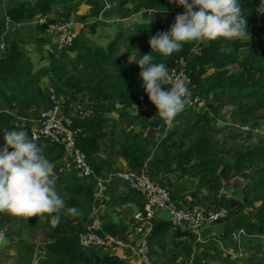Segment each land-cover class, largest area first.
I'll list each match as a JSON object with an SVG mask.
<instances>
[{
  "label": "trees",
  "instance_id": "obj_1",
  "mask_svg": "<svg viewBox=\"0 0 264 264\" xmlns=\"http://www.w3.org/2000/svg\"><path fill=\"white\" fill-rule=\"evenodd\" d=\"M111 1L118 2L119 11L134 0H85V4L89 7L88 14L77 16L76 20L81 23L87 19L91 20L89 25L93 33L106 3ZM80 2L81 0H21L20 2L0 0V46H2L0 47V129H22L32 140L30 129L20 122H13L5 113L8 109L14 108L24 112L39 113L47 109L51 103L49 93L46 97L40 92L37 77L33 72V63L27 55L26 45L31 43L35 32L30 30L29 24L35 21L37 16L44 17L52 13L54 17L35 27L36 32L43 35L47 30V23L56 20L68 22L73 15L75 16V10ZM136 6L170 12L166 22L174 20L176 15L183 11L182 7L176 6L175 0L172 2L141 0ZM241 11L246 20L248 39L219 37L206 43L193 41L185 43L180 51L173 52L167 57L139 49L134 53L131 61L121 60L115 67L114 73H107L95 82H88L79 73V69L95 73L106 71L121 47L127 52H133L143 43L145 44L150 36L162 32L166 25H153L152 27L157 31L146 33L144 26L129 27L119 31L105 47L90 46L84 37L75 36L71 45L63 50L74 53V57L69 59L68 66H64L60 59L55 58V53L50 55L45 73L49 76L55 98L63 97L65 106L78 96H89L90 101L93 102L91 105L95 113L89 118L73 117L72 125L74 129H79L75 136V146L84 154L93 176L86 179L71 172L56 176L54 187L64 200L65 208L75 207L77 213L70 214L62 210L60 223L55 227L51 226L47 216L26 217L24 220L26 228L31 229L39 224L43 227L44 242L37 249L28 244L23 254L18 255L21 262L17 264H30L35 250L36 256H39L38 264H127L116 256L93 255L96 249L85 250L79 245L78 233L88 222V218L85 217L92 211L96 179L102 170V163L97 154L106 136V120L99 117L96 112L104 107L111 108L115 104L127 106L144 92L139 79L140 68L135 64L140 55L150 52L154 58L153 62H162L167 69L182 59L188 78L190 93L188 99L198 97L207 104L208 97L219 92V97L229 98L233 103L229 115L233 123L232 128L241 130V127L245 126L249 129L250 126L245 125L249 117L257 111L264 110V0H241ZM26 28L30 30L27 37L23 34ZM37 40L41 44L44 42L42 37ZM143 100L149 108L151 102L148 97ZM196 106L197 104L188 107L186 104L184 110L190 111L193 114L192 118L187 119L183 126H175L156 144H152L146 138H137L125 133L119 142L118 153L129 169L135 171L145 169L153 179L158 174L174 172L187 174L196 171L201 179H206L210 188L217 187L223 171H219L217 148L209 134L212 118L209 112H200ZM155 113L154 106L149 113L134 116L131 123L141 125L151 118L152 123L158 124L161 119ZM252 127L256 126L252 125ZM3 144V133L0 132V147ZM37 145L43 147L42 155L51 163L65 156L61 145L43 141L38 142ZM263 156L262 150L245 151L234 156L232 162L238 168L250 167L253 163L259 162ZM253 197L262 202L255 222L248 221L243 213L242 201L232 199L217 201L214 207H225L229 212L228 216L221 220L223 223L221 237L227 238L236 230L243 231L246 237L264 235V174L254 178L252 183L245 186L244 201L250 202ZM232 217H235V220L229 222ZM68 220L79 221L78 228L74 230L66 225ZM170 227L169 222L156 220L146 238L148 246L164 244ZM101 229L102 232H99L101 236L114 235L115 225L107 224ZM175 229L177 237L186 235L192 240H197L193 233L182 231L180 228Z\"/></svg>",
  "mask_w": 264,
  "mask_h": 264
},
{
  "label": "crops",
  "instance_id": "obj_2",
  "mask_svg": "<svg viewBox=\"0 0 264 264\" xmlns=\"http://www.w3.org/2000/svg\"><path fill=\"white\" fill-rule=\"evenodd\" d=\"M138 3H141V0H134L127 3L118 11L117 1L107 2L105 9L100 14L97 26L93 32L95 34H92L93 36L89 34L91 29L88 31V27L84 26V24H89L91 20L87 19L83 23L76 20L77 16H85L88 14L89 7L85 4V0H81L75 10V16L73 15L68 21L71 23V29L76 33L75 36L84 37L90 46L100 47H105L111 42L119 31L121 32L132 26H144L146 33L149 31H157L154 30L152 27L153 25L160 26L164 24L166 26L162 32H166L174 23L175 19L166 22V18L170 12H161L152 8H137L136 5ZM52 17L54 16L51 13L44 17L37 16L35 20L42 19L43 21H48ZM81 25L82 27H78ZM38 35L43 38V44L38 42L37 39L39 37L35 38L36 35H34L35 41L32 42H37L35 44L37 46L36 48L41 53V55L38 56V60L41 62V66L46 70L50 62V55L53 53H55L54 55L57 54L55 33L47 29L45 34ZM135 35L139 34L137 33ZM95 37L96 39H94ZM32 42L29 45L33 44ZM203 42L206 43V41ZM27 49L30 50L29 48H26V50ZM139 49L151 51L148 41L133 52H127L124 47H121L108 65L106 71L95 73L85 69H79V73L83 75L88 82H95L99 77L107 73H114L115 67L121 60L131 61L134 58V53ZM33 53L28 54L27 52V55L33 63V72L37 77V85L40 92L48 97L49 89L51 88L49 76L46 75L44 69L40 73L37 71L36 62L32 58ZM43 54H45V57H43ZM70 55L74 57V53H70ZM55 58L58 59V57ZM63 65L65 66L64 63ZM143 98H147L145 92L140 93L137 98L127 106L115 104L111 108L104 107L96 112L99 117H103L106 120V136L102 140L101 149L97 154L102 163L101 174L96 179L99 185L96 186L95 190L98 191V193L94 190L93 208L85 217L88 219L90 218V221L99 223L101 227L107 224H114V235H104L112 236L125 243L124 247L107 245L103 248H98L94 250L93 255L116 256L127 264H134L133 261L137 258L135 249L143 239L146 240L150 230L134 219V214L140 210L143 205L142 197L131 191L118 178L119 174L130 170L127 163L118 153L119 142L125 133H129L137 138H146L152 144H156L175 126L185 125L186 120H190L193 115L190 111L187 112L183 110L173 118L168 126L164 124L162 119L158 124L152 123L151 118L147 119L144 124L133 125L131 120L134 116L149 113L154 107V105L151 104V106L147 108ZM218 98H220L221 101L224 99L219 97V92H217V94L208 97V101L211 102L205 104V102L201 101L196 107L200 112H209L208 114L212 118L211 129H213V127L215 128L217 136H221L220 133L225 131L231 138L230 143L228 141L225 145H220L219 149L216 147L220 161L219 171H223V176H220L219 185L210 188L206 179H201L200 176L196 174V171L187 174L180 172L158 174L155 175L154 179L169 188L171 197H173L176 202L179 201L178 203L185 208L206 210L214 208V205L220 199H232L242 201L244 203L243 213L246 215L248 221L255 222L262 202L256 200L254 197L252 201L245 202L244 192L245 186L248 183H252L254 178L264 174V156L259 162L253 163L250 167L243 168L236 167L232 162V158L245 151L262 150L264 152V110L257 111L249 117L245 124L250 126L249 129H233V123L229 116L230 110L233 108V103L230 100H227V102L223 100L221 102ZM91 104H93V102L90 101L89 96H78L72 99L68 106L65 108L63 107V110L73 116H77L81 110L86 108L90 109L93 115L95 112ZM140 106L143 108L142 112L137 111V108H140ZM249 107L251 108L252 105ZM11 111H14L13 113H16L17 117L21 116L20 121L17 122L27 126L30 131L37 128L38 122L35 115L37 112H24L16 108ZM114 116L119 117L120 122V125L115 127L116 130L112 128L113 121L110 119L114 118ZM181 116L183 117L179 118ZM173 124L174 126L172 127ZM252 125L256 126L254 127L255 129ZM223 138H228V136L222 137L221 139ZM222 141L223 140H220V143ZM38 147L43 154V147ZM52 164L54 166L55 177L64 173H73L71 160L67 156H63L61 159L52 162ZM233 220H235V217H232L229 222ZM79 224L80 222L78 221V223L72 225L71 228L76 230ZM167 246H171L170 248L176 250L175 253L178 252L180 255H184L185 264H227V261L232 262L230 264H264V235L246 237L241 230L234 231L227 238L218 235L204 240H192L186 235L177 237L176 229L170 227L164 244L149 245V247H151L149 253L150 258L154 257L155 247L166 248ZM137 264H142L140 259Z\"/></svg>",
  "mask_w": 264,
  "mask_h": 264
},
{
  "label": "clouds",
  "instance_id": "obj_3",
  "mask_svg": "<svg viewBox=\"0 0 264 264\" xmlns=\"http://www.w3.org/2000/svg\"><path fill=\"white\" fill-rule=\"evenodd\" d=\"M175 4L183 11L176 15L166 32L150 36L148 40L151 51L161 56L178 52L185 43L193 41H212L219 37L248 39L241 0H175ZM153 61L149 52L140 55L135 64L140 68L141 87L155 106V114L167 124L184 110L189 88L187 82L170 78L164 63ZM0 132L4 141L0 147V212L23 218L47 216L53 227L60 223L62 210L76 214L75 207L65 208L54 187L53 164L27 133L22 129H0ZM0 239H3L2 233Z\"/></svg>",
  "mask_w": 264,
  "mask_h": 264
},
{
  "label": "built area",
  "instance_id": "obj_4",
  "mask_svg": "<svg viewBox=\"0 0 264 264\" xmlns=\"http://www.w3.org/2000/svg\"><path fill=\"white\" fill-rule=\"evenodd\" d=\"M34 22L46 23L42 19ZM47 29L55 33L56 48L61 51L71 45L75 38V33L68 22H50L47 23ZM2 47V46H0ZM170 67L169 75L172 79H180L188 82L187 74L184 69V61L180 59ZM49 100L51 105L39 112L38 126L31 130V138L34 143L40 141L51 144L61 145L64 149L65 156L71 160L73 173L89 179L93 176L92 170L86 163L84 154L75 146V136L79 129H74L73 117L89 118L92 115L90 109L81 110L77 116L66 113L63 110V97L55 98L52 88L49 89ZM201 101L198 97L188 99V107L199 104ZM247 127H241V130H247ZM120 181L130 190L138 193L143 199L142 209L134 214V219L142 226L151 229L157 219L156 215L160 210H164L171 215L170 225L173 228H180L193 233L198 239L200 229L208 226L220 224L229 212L225 207H214L206 210L197 208H185L172 199L169 190L156 183L147 170L141 171L129 170L118 175ZM99 185L96 180V186ZM222 224V223H221ZM101 225L97 222L89 223L82 232L78 234V242L85 250L103 248L107 245L124 247L125 243L109 235L101 236ZM148 244L143 239L136 247L135 253L140 258L142 264H151L147 259Z\"/></svg>",
  "mask_w": 264,
  "mask_h": 264
},
{
  "label": "rangeland",
  "instance_id": "obj_5",
  "mask_svg": "<svg viewBox=\"0 0 264 264\" xmlns=\"http://www.w3.org/2000/svg\"><path fill=\"white\" fill-rule=\"evenodd\" d=\"M17 1L20 2L21 0H17ZM56 22L60 23L62 21L56 20ZM68 23L71 26V23L69 21H68ZM74 23H75V20H74ZM39 24H41V23L31 22L29 24L30 28H31L30 30L31 31H35L34 32V35H36L35 38L40 37L37 34L36 29H35V27L37 25H39ZM84 26L88 27V31L91 29L89 24H87V25L84 24ZM155 26H157V25H155ZM78 27H82V25L78 26ZM30 30L28 28H26L23 31V34H24L25 37H27V35L29 34L28 31H30ZM89 34H91L90 36H93L95 33L90 32ZM75 35H76V33H75ZM35 38H33L31 40V42L32 41L34 42ZM94 39H96V37ZM36 43L37 42H35V43L31 44V45L27 44L26 48L30 49V50L27 49L28 54H32L34 52L32 58H33V60H35L37 71H39V73H40V72L43 71L44 68H43V66H41L42 64L38 60V56L41 55V53L37 50V48H36L37 46L35 45ZM63 50L56 52L57 54L54 55V57H58V59H60L65 64V66H68L69 59H72V57H71L69 52H65ZM30 51H32V52H30ZM43 57H45V54H43ZM44 71H45V69H44ZM223 98H224L223 100L225 102H227V100H229V98H225V97H223ZM219 100L221 101L220 98H219ZM208 102H211V101H208ZM50 105H51V103H49V106ZM137 107H138V104H137ZM142 110H143V108L141 106H140V108H137L138 112H142ZM13 112L14 111H11V110L8 109V111H6L5 113L10 116V118H11V120L13 122L20 121L21 116L17 117V114L13 113ZM35 115H36V120L38 122L39 113L37 112V113H35ZM182 117L183 116H181L179 118H182ZM110 119L113 121L112 128L114 130H116L115 127L120 125L119 117L114 116V118H110ZM169 124H170V122L165 124V125L168 126ZM173 126H174V124L172 125V127ZM213 129L210 130L209 134H210V136H211V138L213 140V143L215 144L216 147H218V149L220 148V145H225V143H227L228 141H229V143L231 142V138L229 137V135H227V133L225 131L220 133L221 136H217V132L215 131L214 127H213ZM225 136H228V138L221 139L222 137H225ZM220 140H223V141L225 140V141H224V143L222 141L221 143H223V144H221ZM156 183H158L162 187L167 188L166 186L162 185L158 181H156ZM167 189L169 190V188H167ZM96 192L98 193V191H96ZM169 192H170V190H169ZM177 202H179V201H177ZM24 220H25V218H23V217H16V216L7 214L5 212H0V233L3 234V239H0V264H17V262L20 263L21 261L18 258V255L23 254V252L26 249V246L28 244L33 246L35 249H37V247L41 246V244L44 242L43 241L44 240L43 227L39 224L38 226H33L31 229L30 228H26V222ZM90 220H91L90 218L87 220L88 222L85 223L83 229L80 228L79 233L82 232L84 230V228L89 223L90 224L93 223V221H90ZM77 223H78V221L68 220V221H66L65 224L68 225L71 228L72 225L77 224ZM170 247L171 246H167L166 248H156L155 247L154 257L150 258L149 253H150V248L151 247L148 246V248H147V250H148L147 251V259H148V261L151 264H185V256L184 255L183 256L180 255L178 252L175 253L176 250H173V248H170ZM38 258H39V256H36V250H35L30 264H38ZM139 259L140 258H138V256H137V258L133 261V263L137 264L139 262ZM209 262H211V261H209ZM226 263L230 264L232 262H228L227 261Z\"/></svg>",
  "mask_w": 264,
  "mask_h": 264
},
{
  "label": "water",
  "instance_id": "obj_6",
  "mask_svg": "<svg viewBox=\"0 0 264 264\" xmlns=\"http://www.w3.org/2000/svg\"><path fill=\"white\" fill-rule=\"evenodd\" d=\"M156 216L159 220H162L165 222H170V220H171V215L164 210H160ZM222 229H223V224H221V223L213 225V226L204 227V228L199 230L198 239L204 240V239H207L210 237L218 236L221 234Z\"/></svg>",
  "mask_w": 264,
  "mask_h": 264
}]
</instances>
